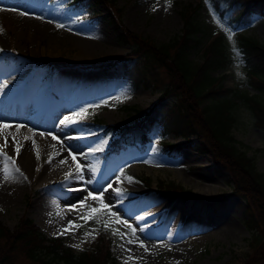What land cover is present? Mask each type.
<instances>
[{"label":"rangeland","instance_id":"rangeland-1","mask_svg":"<svg viewBox=\"0 0 264 264\" xmlns=\"http://www.w3.org/2000/svg\"><path fill=\"white\" fill-rule=\"evenodd\" d=\"M72 1L0 0V9H4L0 10V125L11 126L0 129V173L8 164L19 184L12 200L0 202V222L12 229L21 217L33 220L47 235L62 237L76 253L93 247L100 228L110 229L115 237L111 251L119 264H247L259 259L264 247L251 255L253 234L244 221L250 206L241 196H227L233 195L235 187L232 175L218 162L216 167L209 150L197 152L189 147L211 146L210 139L204 138V127L194 123L199 124L197 108L192 109L194 114L187 108L185 113L180 99L162 94L171 77L144 59L123 60L122 70L115 74L92 67L118 55L134 57V43L118 37L120 24L155 45L164 44L181 33L187 4L200 2L202 8L195 17L210 35L219 32L224 36L232 60L228 68L217 69L213 75L220 80L225 74L219 81L222 88L255 96L264 106V89L248 81L237 32L227 28L205 0H170V6L169 0H113V6L99 0L96 6L83 3L76 8ZM251 16L241 31L264 45V15L255 11ZM202 50L192 51L191 58L200 61ZM138 66L151 71L148 85L137 83L133 68ZM81 109L86 113L74 115ZM178 111L181 118L185 114L186 124H195L194 131H185L187 137L163 132L162 117L168 120L167 112L175 115ZM147 113H151L148 124L155 120L148 142L108 151L100 161L118 134L104 135L100 126L93 129L86 123L97 119L102 125L130 126ZM232 113L235 146L253 159L264 192V123L256 122V116L264 120V111L238 101ZM66 116L78 123L61 125ZM163 143L182 147L169 148ZM59 149L67 157L61 172L42 171L44 162ZM69 151L76 156L75 162ZM158 182H173L186 193L159 191ZM116 189L122 195L117 196ZM44 192L60 199L65 208L43 209L37 202ZM89 192L103 193V202L115 215L102 209L98 200H86ZM215 199L218 203L209 202ZM82 201L85 207L80 206ZM91 208L97 212L91 213ZM85 215L95 218L85 222L80 219ZM137 216L146 217L142 221ZM69 221L78 227L59 234ZM76 244L80 247H72ZM13 256L11 264H31L21 253Z\"/></svg>","mask_w":264,"mask_h":264},{"label":"trees","instance_id":"trees-1","mask_svg":"<svg viewBox=\"0 0 264 264\" xmlns=\"http://www.w3.org/2000/svg\"><path fill=\"white\" fill-rule=\"evenodd\" d=\"M98 1L73 0V3L77 5L88 3L96 6ZM105 1H108L112 6L114 4L113 0ZM207 1L211 6H209L210 9L212 8L220 21L236 31L244 28L250 22L253 12L257 11L264 15V0ZM200 8H202V3L187 4L182 12L181 33L160 45H155L147 38L131 33L120 24L121 31L118 33V37L123 42L134 43L132 49L134 57L118 55L109 62L92 67L101 69L105 74H115L122 70L125 60L144 59L147 63L151 62L150 64L154 68H162L171 77V83L163 87L164 98L175 97L176 101L180 99L184 104L185 113L186 108L188 111H192L194 107L197 108L199 124L194 123L204 127V138L211 141V146H206L205 149L201 145L196 147L189 145V147L197 152L209 150L212 154L210 158L216 167H218V162L224 168L223 170L229 171L233 177L235 183L234 190L232 189L233 195L227 196H241L250 206V213L244 215V221L253 234V238L250 240V248L253 252L251 255H256L260 248L264 247V192L263 186L260 184L261 175L255 171L253 159L235 146V140L231 134L233 127L231 123L235 121L232 110L238 101H243L252 110L256 108L259 112L264 111V106L255 96L222 88L223 85L220 82L226 76L225 74L221 75L220 80H217L218 77L213 75L215 70L227 68L230 58L227 54L224 37H211L209 30L200 22L199 18L195 17ZM236 37L250 85L257 89H264V45L243 33H237ZM203 43H206L205 47ZM198 48L203 50L201 60L197 62L191 58V54ZM133 71L138 84L148 85L153 78L148 68L143 70L138 66L134 67ZM234 96L237 99L234 100ZM192 113L194 114L193 111ZM166 114L168 116V120L165 119L167 131L179 137H187L189 133L186 134L185 131H194L192 127L195 124H186L185 114L182 118L181 115L179 116L180 112L175 115L168 112ZM256 118V122L264 123V120L258 116ZM148 119L147 113L144 118L133 125L105 124L104 130L119 132V138L114 141L113 147L115 146V148L137 142L143 143L147 139L146 131L152 127V122L147 123ZM95 124L99 126L101 123L96 122ZM165 147L180 149L182 146L166 143ZM212 148L214 151H211ZM157 189L186 193L182 186L173 182L167 184L158 182ZM227 196L221 199L225 201L228 199ZM209 202L211 204L218 203V199ZM113 240L114 237L110 235V232L102 229L92 249L75 253L71 247L62 242L61 237L47 236L33 220L21 217L12 230L0 222V242L3 243L0 249V264H11L13 255L17 252L21 253L31 264H118L110 248ZM263 261L264 254L259 259L251 260L247 264H261Z\"/></svg>","mask_w":264,"mask_h":264},{"label":"bare ground","instance_id":"bare-ground-1","mask_svg":"<svg viewBox=\"0 0 264 264\" xmlns=\"http://www.w3.org/2000/svg\"><path fill=\"white\" fill-rule=\"evenodd\" d=\"M45 137H46L45 141L47 142L48 136H45ZM48 142L51 143V140L49 139ZM62 160L66 161L67 157H66L65 153L61 149H59L57 152H55V156L51 159V162H49V160L47 162H44L45 164L42 166L41 169L44 172H50V173L56 172V170L61 172V167L65 164V163H63V164L60 163V161H62ZM7 167L8 168H5V170L1 171V173H0V202H2L4 204H7L10 200H12L10 196H12V198H14L15 192L19 186V184L16 183L17 180L14 179L15 177L12 175V172H13L12 169L13 168L11 166H9L8 164H7ZM5 172L7 173L8 177H9L7 180L4 179ZM74 179H76V178L75 177L71 178V180H74ZM74 194H76V193H68V195H74ZM215 200H217V199H215ZM37 203L40 204L42 206V208L45 210H47L48 208L57 209V210H62L63 208H65L63 206L64 204L62 202H60V199L53 197L48 192H44L41 196H39ZM146 215H148V214H146ZM137 217H141V216H137ZM137 217H135V219H137ZM142 217H144V219H145L146 216H142Z\"/></svg>","mask_w":264,"mask_h":264},{"label":"snow or ice","instance_id":"snow-or-ice-1","mask_svg":"<svg viewBox=\"0 0 264 264\" xmlns=\"http://www.w3.org/2000/svg\"><path fill=\"white\" fill-rule=\"evenodd\" d=\"M169 6H170V0H169ZM0 10H4V9H0ZM20 15H25V13L21 12ZM57 27H58V28H60V27H64V25H57ZM0 31H3V29H0ZM229 38H231V36H229ZM234 51H235V49H234ZM236 55H237V58H239V53H238V52L236 53ZM93 107H99V106H98V105H93ZM86 111H87L86 109H81V110H80V113H74V115H83V114L86 113ZM75 123H78V121L73 120L71 117H67V116L64 117V119L60 121V124L63 125V126H70V125L75 124ZM3 127H11V126H10V125H0V128H3ZM16 127L19 128V127H22V126H19V125H18V126H16ZM69 138H70V137H69ZM53 139L55 140V139H57V137L53 136ZM60 143H61V145L63 146V142L61 141ZM6 146H7V140H6V138H5V144H4V147H6ZM53 147H55V146L53 145ZM16 150H17V154H19V145H18V144H17V149H16ZM94 150H95V149H93V151H94ZM0 155H3L2 147H0ZM69 156H71L73 162L76 161V156H75L71 151H69ZM6 159H10V158H7V157H6ZM49 162H51V157H50ZM65 162H66V161H63V160L60 161V163H62V164L65 163ZM75 167H76V173H77V174H80V173H81V170H82V169H81V165L77 163V164L75 165ZM16 171L19 172V171H20L19 168H17ZM69 175H71V174H69ZM8 178H9V177H8L7 173L5 172L4 179L7 180ZM127 179H128L129 181L132 180L131 177H127ZM108 188H112V185H109ZM104 191H108V189H105ZM115 191H116L117 196L122 195V193L120 192L119 189H116ZM88 198H90V199H92V200H94V201H97V200H98V201L100 202V205H101V208H102V209H104V210H109V214L112 215V216L115 215V213H111V212H110V207H111V206L108 205V204H105V203L103 202V193H100V194L97 196V195H93L91 192H89V193H88V197H86V200H87ZM80 206H81V207H85V206H86L85 201H82ZM96 212H97V209H96V208H91V213H96ZM94 218H95V217H94L93 215H85V216H81V217H80V219H83L85 222H87V220H89V219H94ZM137 219H138V220H143L144 217H137ZM98 222H99V221H98ZM126 226H127L132 232H133V234L135 233V229H132L131 225H126ZM75 227H78V225H74L73 222L69 221V224H68L67 228H65L64 230H62L61 233H59V234H64V232H66V231H68V230H70V229H74ZM104 227L107 228L108 225L105 224ZM93 231H94V230H93ZM141 231H143V229H141ZM114 234H115V233H114ZM89 235H91V233H85V236H86V237L89 236ZM93 238H94V237H93ZM81 242H83V241H81ZM129 243H132V241L130 240ZM72 247L79 248L80 245H79V244H76V245H72ZM141 247H143V244H142V243H141ZM145 250H147V249H145Z\"/></svg>","mask_w":264,"mask_h":264}]
</instances>
